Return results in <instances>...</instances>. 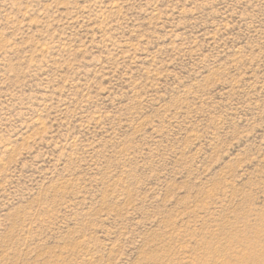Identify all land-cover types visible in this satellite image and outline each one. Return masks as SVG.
I'll use <instances>...</instances> for the list:
<instances>
[{
  "label": "rangeland",
  "instance_id": "374dc122",
  "mask_svg": "<svg viewBox=\"0 0 264 264\" xmlns=\"http://www.w3.org/2000/svg\"><path fill=\"white\" fill-rule=\"evenodd\" d=\"M0 264H264V0H0Z\"/></svg>",
  "mask_w": 264,
  "mask_h": 264
},
{
  "label": "bare ground",
  "instance_id": "6f19581e",
  "mask_svg": "<svg viewBox=\"0 0 264 264\" xmlns=\"http://www.w3.org/2000/svg\"><path fill=\"white\" fill-rule=\"evenodd\" d=\"M229 254V253H228Z\"/></svg>",
  "mask_w": 264,
  "mask_h": 264
}]
</instances>
